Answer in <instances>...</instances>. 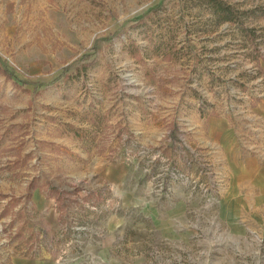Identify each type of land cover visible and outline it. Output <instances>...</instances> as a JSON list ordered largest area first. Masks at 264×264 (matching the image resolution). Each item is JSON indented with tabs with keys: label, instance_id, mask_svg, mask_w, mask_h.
Here are the masks:
<instances>
[{
	"label": "rangeland",
	"instance_id": "obj_1",
	"mask_svg": "<svg viewBox=\"0 0 264 264\" xmlns=\"http://www.w3.org/2000/svg\"><path fill=\"white\" fill-rule=\"evenodd\" d=\"M220 1L0 0V264H264V0Z\"/></svg>",
	"mask_w": 264,
	"mask_h": 264
},
{
	"label": "trees",
	"instance_id": "obj_2",
	"mask_svg": "<svg viewBox=\"0 0 264 264\" xmlns=\"http://www.w3.org/2000/svg\"><path fill=\"white\" fill-rule=\"evenodd\" d=\"M204 3L207 4V6L211 9L213 13L217 16L218 22H229V21H235V14L233 7L229 4H226L224 2H221L220 0H202ZM160 5V4H158ZM244 34L246 37L251 38L252 32L244 30ZM30 189H33L35 187L34 181H32L29 185Z\"/></svg>",
	"mask_w": 264,
	"mask_h": 264
}]
</instances>
